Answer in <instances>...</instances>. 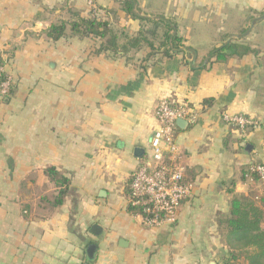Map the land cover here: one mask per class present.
<instances>
[{
	"label": "crops",
	"instance_id": "0c3cea01",
	"mask_svg": "<svg viewBox=\"0 0 264 264\" xmlns=\"http://www.w3.org/2000/svg\"><path fill=\"white\" fill-rule=\"evenodd\" d=\"M135 1L137 16L173 21L191 51L97 54L100 42L68 25L59 40L45 36L89 18L85 0H0V65L13 81L0 101V264H227L220 222L236 196L259 208L264 231L261 184L245 175L264 165V0ZM122 2L96 0V19L134 36L142 24ZM228 44L247 52L209 59ZM161 99L194 116L175 132L191 193L174 224L147 228L128 186L149 156ZM223 113L259 125L241 134Z\"/></svg>",
	"mask_w": 264,
	"mask_h": 264
},
{
	"label": "trees",
	"instance_id": "16d2710c",
	"mask_svg": "<svg viewBox=\"0 0 264 264\" xmlns=\"http://www.w3.org/2000/svg\"><path fill=\"white\" fill-rule=\"evenodd\" d=\"M135 4V0H123L121 4L128 16L137 19L142 24L140 31L134 36L116 34L108 22L96 19L97 12L91 13L89 18H80L75 15L68 24L53 25L46 31L45 36L54 41L59 40L65 35L68 25L72 36L78 39L99 41L97 54L109 51L126 55L145 47L152 54L161 53L163 57L170 58L173 55L191 51L183 48V40L178 36L176 24L173 21L162 17L141 18L134 13ZM238 48H240V53H237ZM246 52L245 48L228 44L212 50L209 59L223 61L229 55H242ZM11 93L12 89L6 99L10 98ZM46 174L56 185H65V181L58 179L54 170L48 169ZM245 175L258 180L256 175L247 171ZM63 194L64 190H60L59 198ZM56 202L61 203L60 199ZM130 210L133 211L131 208ZM261 219V211L254 202L246 197L232 198L228 216L220 222V226L226 232L225 245L230 250L226 260L227 264L236 261H242L245 264H264V231L260 228Z\"/></svg>",
	"mask_w": 264,
	"mask_h": 264
},
{
	"label": "built area",
	"instance_id": "2783aa9c",
	"mask_svg": "<svg viewBox=\"0 0 264 264\" xmlns=\"http://www.w3.org/2000/svg\"><path fill=\"white\" fill-rule=\"evenodd\" d=\"M95 1L85 0L92 14L97 12ZM12 84V78L0 65V101L6 100ZM154 117L157 128L149 140V156L131 174L128 186V206L147 228L174 224L182 201L191 193V186L184 181L181 150L175 142L177 121L194 122L190 106L161 99L155 106ZM221 120L241 134L259 125L243 115L223 113ZM247 172L257 176L264 195V165L252 164Z\"/></svg>",
	"mask_w": 264,
	"mask_h": 264
},
{
	"label": "water",
	"instance_id": "95a60500",
	"mask_svg": "<svg viewBox=\"0 0 264 264\" xmlns=\"http://www.w3.org/2000/svg\"><path fill=\"white\" fill-rule=\"evenodd\" d=\"M5 101H7V100H5ZM176 124H177V126L184 125L185 121L178 120ZM140 154H141V150L138 149L135 151V155L139 156ZM93 230H96V227H93ZM210 264H214V263H210Z\"/></svg>",
	"mask_w": 264,
	"mask_h": 264
},
{
	"label": "rangeland",
	"instance_id": "374dc122",
	"mask_svg": "<svg viewBox=\"0 0 264 264\" xmlns=\"http://www.w3.org/2000/svg\"><path fill=\"white\" fill-rule=\"evenodd\" d=\"M235 264H245V263H243L242 261H239V262H237Z\"/></svg>",
	"mask_w": 264,
	"mask_h": 264
}]
</instances>
